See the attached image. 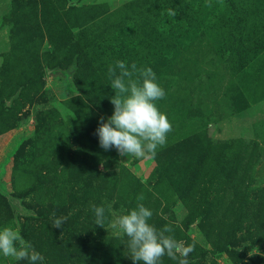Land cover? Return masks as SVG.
Returning <instances> with one entry per match:
<instances>
[{"label": "rangeland", "instance_id": "374dc122", "mask_svg": "<svg viewBox=\"0 0 264 264\" xmlns=\"http://www.w3.org/2000/svg\"><path fill=\"white\" fill-rule=\"evenodd\" d=\"M39 1L0 0V228L11 226L21 233L25 218L36 217V211L43 207L35 194V189L41 187L42 201L65 203L64 209L81 233L80 238H88L86 243L91 240L89 245H95L100 251L104 241L113 240L115 244L109 243L112 251L108 248L109 264H133L127 237L117 235L110 222L137 203H143L152 213H157L156 216L167 218L173 215L175 225L186 231L191 240L208 249L202 264H243L225 253H215L217 248L214 246L218 243V233L225 227L223 223H228L234 217V211L242 205V217L247 218L242 220L243 229L239 232L244 240L239 252L246 253V259L259 256L264 264V242L251 244L257 241L258 235L264 234L261 225L264 224V23L248 21L245 16L250 12L244 10V16L239 15L238 22L235 20V25H230L237 37L245 36L243 43L237 44V54L232 53L233 38L224 33L232 20L230 10L225 8L226 2L231 0H203L202 4L193 6L194 10L188 16L176 18L169 14L167 22L160 16L158 18L162 21L159 22L153 11L155 0H68L65 7L73 4L76 9L70 12H77L78 16H71L75 22L66 20L73 24L70 28L75 34H84L80 41L82 49H86L90 41L95 43L97 34H100L98 22L102 25L119 24L120 27L123 18V28L132 35L120 27L130 40L126 41L124 36L119 39L122 44L130 42V46L137 44L138 39L132 36L135 32L138 35L142 27L140 19L154 20L160 31L164 29L163 32L179 30L175 39L166 41L169 44L160 48L167 61L161 76H156L166 96L155 103L166 114L172 131L154 156L136 158L121 156L114 147L108 151L100 147L95 133L99 117L111 116L114 106L110 103L98 110L95 101L93 104L86 96L89 89L79 82L83 72L85 74L91 65L96 66L94 60L91 65L82 66L80 59L78 66L73 54L67 64H48L51 62L49 57L60 56L52 50L46 37L39 48L43 74L32 86L28 85L22 46L34 45L30 30L37 27L33 15L38 18L41 15L34 6L36 2L40 9ZM198 1L193 0L192 4ZM96 11L97 16L85 20L94 16L93 13L97 14ZM175 13L180 12L175 10ZM236 28L238 31L242 29L243 33L236 32ZM255 34H261L259 42L250 43V39L256 38ZM46 54L48 57L44 62ZM126 63L130 66L132 62ZM106 70L98 69L95 80L109 85ZM38 87L42 89L36 93ZM110 90L114 94L111 87ZM44 111H52V116L56 112L51 120L53 126L43 127L37 133L39 121L47 119ZM87 114L89 116L85 117ZM57 126H62L59 128L63 130V140V133L59 135L55 130ZM206 137L212 140L213 148H209L211 154L201 161L200 171L203 173L195 175L191 164L189 167L186 162L200 163L191 153L198 140L203 141ZM35 139L45 146L44 152L37 149ZM62 145L70 154L66 161H62L64 155L57 152ZM167 149H170L169 155L176 151H181L180 156L186 155L183 160L188 169L185 176L190 175L192 183L196 181L199 187L192 197L198 202L201 200L202 204L203 188L209 185L212 177L208 173L216 172V156H223L222 183H215L208 191L216 207L207 215L206 221L201 223V219L195 217L197 212L193 222L185 227L191 210L179 198L169 180L161 178V161L166 158ZM52 158L62 161L65 177L60 172L54 175L41 171L46 164L40 165L39 161H51ZM94 162L97 164L93 171L87 170L86 175L81 173L82 168L94 166ZM171 172L174 171L169 170ZM37 174V178H33ZM33 185L35 187L31 190ZM29 187L31 193L27 190ZM141 195L144 199L138 201L137 197ZM188 202L193 204V200ZM91 204L105 208V228L95 224ZM167 207L169 209L165 211ZM246 208L257 212L258 216L251 219ZM194 209V212L198 211L197 207ZM34 224L38 226L39 221ZM245 227L251 229V235ZM257 229L261 231L257 232ZM55 241L59 243L51 250V256L41 250L43 264L49 261L51 264H93L89 257L94 249L84 245L81 250L76 238L61 234L55 237ZM179 241L187 247L183 239ZM0 264H27V261H15L0 255ZM167 264H171L170 259Z\"/></svg>", "mask_w": 264, "mask_h": 264}, {"label": "trees", "instance_id": "16d2710c", "mask_svg": "<svg viewBox=\"0 0 264 264\" xmlns=\"http://www.w3.org/2000/svg\"><path fill=\"white\" fill-rule=\"evenodd\" d=\"M154 2V12L157 13V18L160 16L163 21L167 22V17L169 16V9L179 11L180 13H176V15L171 17L181 18L183 16H188V13H192L194 10V5H198L199 3L202 4L203 0L198 1L196 4H192V1H186V0H155ZM37 2V1H36ZM34 2V6L36 5V8L38 12H40V17L38 18L37 15H33V22H35L37 27H33L30 31L32 33V41L34 42V45L22 46V49H24L23 54L24 58V75L25 79L28 82L29 86H32L33 83H36V80H39L42 76V72L40 70L41 68V60H40V54H39V48L43 44L45 38L47 37V43L51 45L53 48V51H56L60 57H49L48 64L51 63H58L67 64V61H71V56L75 54L76 56V63L79 66L80 59L82 61V66L86 64L91 65V60H94L96 63V66H90L88 71L84 74H82V79L79 80L80 84H85L84 88L89 89L88 98L95 101L94 106L101 110L103 107L108 106L110 102V97L115 95L110 90V84L107 85L105 82L103 83L101 80L97 79L95 80V75L98 71V69L106 68L108 70L109 65H114L117 60H122L128 63H136L139 67H151L153 71L155 72L156 76L160 77L163 73V68L165 67V63L167 61V58L161 53L160 48L164 47V45H168L166 41H170L171 39H175V35H177V32L179 31L177 29L176 31H166L163 32V30L160 31V29L157 27V23L152 19H140L141 22H143L142 27L138 33L136 32L133 34L132 37L140 40H137V44L130 46L129 43L122 44V41L119 39L123 35V32H121L120 27L125 31V33L131 32L127 31L126 28H123V22L124 19L122 18L119 24H108L103 25L100 24L101 22H98L100 34H97V37L95 39V43L93 41H90L88 43L87 48H81V37H83L84 34H75L72 31V28H70V25H73L71 22H68L66 18L69 20L72 15H77V12H70V10H75L76 7L73 6V4L70 5L69 8L65 7V4L68 2V0H40L41 2L40 9L37 7V3ZM14 5V1H13ZM225 8L227 10H230V13L232 16V20H229V27L224 32L226 36L233 38V45L232 47V53H237V44H242L245 36L242 35L240 37H237L232 32L234 29L230 25H235V20L238 22L239 15H243L242 13L244 10H248L250 12L249 16H245L248 21L252 22H263L264 23V2L262 0H253L252 2H244V0H231L229 2H226ZM97 13V11H96ZM29 17H31L30 11L28 12ZM94 16H88L85 20H90L91 18L98 15L94 14ZM104 19V18H103ZM101 19V20H103ZM100 20V21H101ZM144 20V21H143ZM159 20V18H158ZM162 20H159L161 22ZM72 21L75 22L73 19ZM236 22V23H237ZM262 23V24H263ZM238 28V26H236ZM165 28V27H164ZM236 28V32L241 31V34L243 33V30H239ZM170 32V33H169ZM172 33V34H171ZM140 34V36H139ZM78 37L77 40H75V37ZM261 34H255V39H250V43H257L259 42ZM126 41H129L130 39L126 36L123 37ZM238 42V43H237ZM130 44V45H129ZM86 50V51H84ZM238 54V53H237ZM47 54L44 57V62L47 60ZM26 60V61H25ZM131 63V64H132ZM81 66V67H82ZM106 70V71H107ZM78 82V84H79ZM40 89V90H39ZM42 87H38L36 89V93L41 91ZM5 106V104H4ZM47 116L46 121L40 122L39 125H37L36 132H40V129L43 127L53 126L51 120L56 116V112L52 111H44V113ZM89 116L88 114L85 116ZM43 119V117H41ZM58 128L55 129L57 131V134L62 135L63 130L62 126H57ZM55 128V127H52ZM64 133L62 135L63 140ZM37 149L44 152L46 149L43 144L39 143L37 139H35ZM225 146V144H223ZM65 145H62L61 147H58V153L63 154L64 156L62 158V161H66V158L70 155L69 151L65 149ZM211 147L213 148L212 140L207 138L203 141L198 140L196 143V146L194 150L192 151V155L194 157H197L199 162L198 164H193V162L187 161L186 163L189 166V163L192 166V171L195 175L199 173H203L201 170V161L205 160L207 156L211 154ZM210 148V149H209ZM160 151L158 150L157 153ZM170 149H167V156L164 160H160L161 164H163L161 168V178L165 179V177L169 180L170 184L174 189H176V192H178L179 198L183 200L185 204L188 205V208H190L191 212L187 216V221L185 223V227H189V223L195 219L194 216L197 213L195 217H199L201 219V223L206 221L207 215L210 214V212L216 207L213 204V200L209 197L208 191L216 184L220 185L222 182L221 173L224 172L225 168H223L221 159H224L222 155L216 156V172L215 173H208V176L211 175V179L209 180V185L206 186V188H203L204 198H203V204L201 200L199 202L197 199H194L192 197V193H196L197 188L199 187L196 184V181L192 183V178L190 175L185 176L186 171L188 170L186 165H183L185 163L183 160L186 159V155L180 156L181 151L173 152L171 155H169ZM189 154V153H188ZM213 154V153H212ZM214 155V154H213ZM39 158V157H38ZM40 159V158H39ZM179 159V160H178ZM16 160H18V155L16 156ZM45 162L39 161L38 164L45 165L44 168H41L42 170H45V172H48L50 174L58 175V172L62 173L65 177V172H62L64 170V164H61L62 161L55 160L52 158L51 161L43 159ZM182 160V161H180ZM97 162V161H96ZM96 162H94V166H89L86 168H82L81 173L84 175L88 174V171H93V167L96 166ZM178 162V164H177ZM160 163V162H158ZM37 164V165H38ZM182 167V169H181ZM190 167V166H189ZM169 170H172L174 172L169 173ZM28 173V171H25ZM39 174L34 176L33 178H37ZM71 177L75 179V175L72 174ZM66 181L70 182V179H65ZM219 181V183H218ZM221 182V183H220ZM35 184V183H34ZM37 186H39L37 184ZM35 185L32 186L31 190H33ZM30 190V187L27 189ZM36 190V196H37V202L39 203L41 207L36 211L37 216L36 217H26L25 221L22 222V230L21 234H23V237L25 240L29 241L35 248L36 251L41 253V250L45 251L46 256H51L52 249H55L57 247V241H55V237L57 238L59 235L64 234L68 237L76 238L78 245H81L80 249H83L84 245H87L90 249H94L92 251V255L89 257L90 262L93 264H109L107 263V256H108V248L111 250V244H115L112 239H108L107 241H104L102 244V249L99 251L96 249L97 247L95 245H89L91 240L87 242L88 238H85L82 236L80 238L81 233L78 232L77 228L71 222V217L68 215L67 211L64 209L66 208L65 203L55 202L53 200L49 202H45L41 200L40 194H42L41 187ZM194 190V191H193ZM28 191V192H29ZM26 193V192H25ZM27 194V193H26ZM199 194V192H198ZM45 196V195H44ZM46 197V196H45ZM47 198V197H46ZM44 199V198H42ZM218 199V198H216ZM189 200H193V204H189ZM205 202V203H204ZM247 202L245 201L244 204ZM203 205H205L203 207ZM194 207H197L198 211L194 212ZM165 211H167L169 208H164ZM205 211H208L207 214H205ZM153 212V211H152ZM243 212V206H239L236 211H234V217L229 220L228 223H223L224 228L220 230L218 233L217 241L214 246L217 248L216 252L217 254L225 253L227 254L231 259H236L238 261L243 262V264H261L262 258L259 256H251L248 257V259L245 258L246 253H240L239 247L244 242L243 235H240L239 232L243 229L242 227V220L247 217H242ZM246 212L248 213V217L251 219H254L258 216L257 212H250L248 208H246ZM53 213H55V217L53 216ZM157 213H153L152 218L150 219V224H153L158 230L162 229L165 225H170L173 229L172 233L170 235H173L176 240L183 239L187 247L191 248L192 250L189 252L187 256V264H202V261L205 260V256L208 253V249L197 242L190 239L189 235L185 233L186 231L182 230L179 226L175 225L173 223V215H170V217H159L156 216ZM56 217H65L66 222L63 224L62 228H55L53 227V221ZM194 218V219H193ZM39 221L38 226L34 224V222ZM222 220H220L221 223ZM32 225H31V223ZM234 224V225H233ZM261 225L264 227L263 222ZM32 227V229L30 228ZM246 232L251 235V229L249 227H245ZM261 229H257V232H260ZM46 235V236H45ZM61 240V239H60ZM255 242H264V234H260L257 237V241H253L251 244L254 245ZM81 243V244H79ZM251 245V246H252ZM112 251V250H111ZM170 258L166 255L162 258L161 264H167L168 260ZM171 260V264H178V260ZM49 261V260H48ZM45 264H51L45 263Z\"/></svg>", "mask_w": 264, "mask_h": 264}, {"label": "clouds", "instance_id": "9594fccd", "mask_svg": "<svg viewBox=\"0 0 264 264\" xmlns=\"http://www.w3.org/2000/svg\"><path fill=\"white\" fill-rule=\"evenodd\" d=\"M170 15L175 11L169 9ZM108 79L115 95L110 97L114 106L111 116L99 117L95 130L100 147L105 151L113 147L121 156L142 158L155 155L156 149L167 141L172 125L165 113L161 112L156 101L166 96L165 89L157 82L151 67L130 66L117 60L108 67ZM143 196L137 197L142 201ZM95 215V224L104 227L105 208L90 205ZM152 211L143 203L121 214L110 222L117 235L127 237V248L133 264H161L162 258L178 260V264H187V256L192 250L175 239L170 225L157 229L149 221ZM55 217V213H53ZM65 217H56L53 227L62 228ZM0 255L15 261H27V264H43L44 257L21 235L19 229L11 226L0 228Z\"/></svg>", "mask_w": 264, "mask_h": 264}]
</instances>
